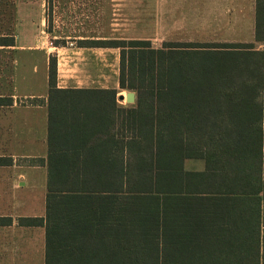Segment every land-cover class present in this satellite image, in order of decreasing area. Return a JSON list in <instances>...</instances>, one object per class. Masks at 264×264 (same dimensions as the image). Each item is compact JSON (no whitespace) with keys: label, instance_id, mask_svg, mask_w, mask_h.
<instances>
[{"label":"trees","instance_id":"16d2710c","mask_svg":"<svg viewBox=\"0 0 264 264\" xmlns=\"http://www.w3.org/2000/svg\"><path fill=\"white\" fill-rule=\"evenodd\" d=\"M254 21L252 43L79 40L119 49L125 107L59 88L48 57L45 215L20 220L44 227V264H264V0Z\"/></svg>","mask_w":264,"mask_h":264},{"label":"rangeland","instance_id":"374dc122","mask_svg":"<svg viewBox=\"0 0 264 264\" xmlns=\"http://www.w3.org/2000/svg\"><path fill=\"white\" fill-rule=\"evenodd\" d=\"M209 6H213L209 0H0V37L14 40V47H0V96L12 95L19 108H0V156L8 159L14 153L21 156L46 153V109L26 111V107H32L30 101L35 100L26 97L34 95L43 102L47 97L49 56L56 58L57 82L65 79L63 70H69L71 83L60 85L85 86L81 83L85 62L79 59L65 65L61 53L71 46L78 47L79 40L142 39L150 40L157 49L166 42L251 41L254 18L250 9L245 7L241 13L232 11L224 16ZM255 46L260 48L258 43ZM97 59L94 71L105 77L102 85L90 87L114 88L118 104L131 105L125 101L130 91L119 90L116 84L119 49L102 51ZM120 96L123 100H119ZM18 114L23 119L16 118L15 128H7L6 123H11ZM28 160L32 161L23 157L15 162L25 169L35 168L28 172L20 196L32 198L35 203L32 212L44 217L46 170L42 167L45 166L30 167ZM185 168L198 171L203 169V162L187 161Z\"/></svg>","mask_w":264,"mask_h":264},{"label":"crops","instance_id":"0c3cea01","mask_svg":"<svg viewBox=\"0 0 264 264\" xmlns=\"http://www.w3.org/2000/svg\"><path fill=\"white\" fill-rule=\"evenodd\" d=\"M210 4L213 6L210 7L215 11H220L221 15H229L232 11H237L241 13L245 7L248 10H251V13L255 14V0H209ZM247 5H246V4ZM255 24V21H254ZM150 41V40H149ZM248 43L255 42L254 41V27H253V36L251 41H247ZM247 42H232V43H247ZM256 44V43H255ZM259 44L258 50L264 51V45L262 43ZM14 47V46H13ZM18 48H21L18 46ZM114 48H87V47H74L70 49L62 48V60L66 64L72 63L75 60H82L85 62L83 64V74L81 77L83 81L81 83L85 84L84 87L77 86L75 88L81 89H109L105 86H94V84L102 85V78L104 75L101 73H96L94 70L97 65L96 61L97 56L103 52L108 53L111 52ZM107 55V54H106ZM73 56V57H72ZM94 62V65H93ZM48 64V59H46V65ZM91 65H93V72L91 71ZM91 66V67H90ZM90 67V68H89ZM69 70H67L68 72ZM64 74L62 75L63 79L61 82L58 80L57 86L59 88H66L60 84H68L69 78L67 72L63 70ZM66 72V73H65ZM60 78V75H59ZM93 84L91 87L90 85ZM118 86V81H116ZM114 89V88H110ZM2 97V96H0ZM12 98V106H0L1 109H11L16 110L19 109L16 107L15 98L11 95ZM3 98V97H2ZM41 99L39 97H35L34 95L26 97V99ZM46 99L45 97L44 103H38L37 105H31L32 107H26V111L32 110H40L46 109V128H47V108H46ZM16 118H21V114H18L11 123H6L7 128H15ZM20 125V124H19ZM46 143V153L44 155H26L21 156L19 154H12L8 156V160H10L9 165H0V264H44V253H45V230L42 226H23L20 224L21 219H33V218H42L32 210L35 208V203L32 198H22L20 196V192L22 187L24 186V182L26 180L28 172L34 170L35 168L27 169L23 168V166L16 165V159L25 157L26 159H45L47 156V135L45 139ZM0 158H4L0 156ZM7 159V158H6ZM31 160H28L30 167H39L31 164ZM45 167H42V169ZM27 210V213L24 212ZM45 210V204H44ZM6 220H10V223H7ZM43 231V233H42ZM43 237V243H42Z\"/></svg>","mask_w":264,"mask_h":264},{"label":"water","instance_id":"95a60500","mask_svg":"<svg viewBox=\"0 0 264 264\" xmlns=\"http://www.w3.org/2000/svg\"><path fill=\"white\" fill-rule=\"evenodd\" d=\"M119 100H123V97L120 96ZM125 101L127 104H133L135 102V96L133 92H127L125 96Z\"/></svg>","mask_w":264,"mask_h":264}]
</instances>
